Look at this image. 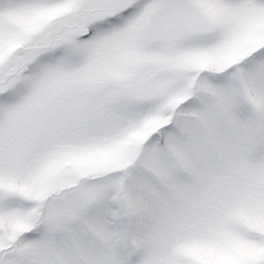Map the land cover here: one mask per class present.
Segmentation results:
<instances>
[{"label": "snow or ice", "instance_id": "1", "mask_svg": "<svg viewBox=\"0 0 264 264\" xmlns=\"http://www.w3.org/2000/svg\"><path fill=\"white\" fill-rule=\"evenodd\" d=\"M0 264H264V0H0Z\"/></svg>", "mask_w": 264, "mask_h": 264}]
</instances>
